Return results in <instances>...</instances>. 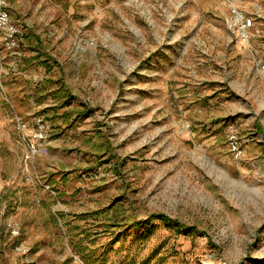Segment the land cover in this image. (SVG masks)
<instances>
[{"label":"rangeland","instance_id":"374dc122","mask_svg":"<svg viewBox=\"0 0 264 264\" xmlns=\"http://www.w3.org/2000/svg\"><path fill=\"white\" fill-rule=\"evenodd\" d=\"M143 13L142 22L137 20L143 24V41L134 40L133 30L123 43L129 56L124 60L128 77L121 87L114 75L119 72L118 59L114 55L107 59L102 53L120 50V43L104 44L98 34L75 44L74 62L93 48L98 56L94 65L98 68L101 63L105 72L93 75L99 83L104 78L106 85L104 89L97 85L93 109L102 135L95 140L66 138L67 154L48 146L47 152H38L43 154L40 166L51 159L63 168L65 175L56 174L54 180L67 189L44 203L37 220L41 225L32 232H25L18 216L33 205L29 200L35 192L26 127L32 124L35 129V118L42 117L49 136L50 119L35 111L16 120L15 80L25 76L0 70V215L5 224L0 233V264H264V203L253 200L247 178L234 179L239 178L237 157L229 148L228 130L231 124L237 126L243 146L238 124L229 122L224 139L208 145L206 153L204 133L188 137L177 126L173 129L168 118L155 121L151 116L155 28L151 11ZM113 31L117 37L121 33L119 26ZM109 67L113 72L106 76ZM142 72L147 105L141 122L135 91L136 75L140 78ZM85 78L86 84L91 81ZM111 83L114 87H108ZM121 88L127 91L128 114L120 131L113 112L118 110ZM67 97L66 101H78L76 94ZM161 110L166 112L164 107ZM19 122H25L24 130L18 128ZM9 214L17 216L7 218ZM11 223L20 228L16 236L9 232ZM17 244H24L26 251L16 250Z\"/></svg>","mask_w":264,"mask_h":264},{"label":"crops","instance_id":"0c3cea01","mask_svg":"<svg viewBox=\"0 0 264 264\" xmlns=\"http://www.w3.org/2000/svg\"><path fill=\"white\" fill-rule=\"evenodd\" d=\"M231 4L253 17L248 40L235 42L224 23ZM7 7L11 20L19 28V45L10 51L0 45V70L11 69L15 75L25 76L15 80L17 94L12 96L15 119L28 118L35 111L46 114L50 132L44 144L53 151L67 154L69 150L64 143L68 137L95 140L102 135L93 109L97 85L100 89L106 85L104 78L99 83L93 75L105 72L101 63L98 68L94 65L97 52L93 48L82 52L79 61L74 62L75 44L96 39L98 34L104 44L120 43V50L105 49L102 53L107 59L113 55L118 59L119 72L115 71L114 75L118 76L121 87L128 77L124 60L129 56L123 43L133 30L137 32L134 40L143 41V24L137 20L141 21L147 9L151 11V24L155 28L152 42L156 45L149 86L151 116L155 121L168 118L173 129L177 126L188 137L204 133L206 153L208 145L224 139L226 125L236 122L245 154L234 158L239 174L234 179L247 178L253 200L264 203V0H8ZM115 26L120 27L118 37L113 31ZM181 41L182 46L177 47ZM112 72L109 67L106 76ZM142 74L140 78L136 75L135 91L139 109L136 111L141 117L147 105ZM86 75L91 79H87V84ZM122 90L118 110L113 112L121 125L120 131L128 114L127 91ZM73 94L78 96V101H66ZM88 97H92L90 102L85 100ZM33 130L32 124L26 127L30 142L34 141ZM28 150L32 156L31 185L35 192L29 200L33 205L21 210L18 216L25 232H32L41 225L37 220L40 209H45L44 203L48 204L67 186L54 180L56 174L65 175L63 168L56 167L51 159L44 160L40 166L43 154ZM54 166L59 169L51 170ZM47 183L52 189L45 187ZM7 201L9 207V197ZM16 216L9 214L7 218ZM4 227L0 215V233Z\"/></svg>","mask_w":264,"mask_h":264},{"label":"built area","instance_id":"2783aa9c","mask_svg":"<svg viewBox=\"0 0 264 264\" xmlns=\"http://www.w3.org/2000/svg\"><path fill=\"white\" fill-rule=\"evenodd\" d=\"M8 0H0V43L3 48L13 50L19 45V28L11 20L10 13L7 7ZM253 17L250 16L244 9L236 4H231L228 12L224 15V23L233 36L235 42L248 40L250 29L253 25ZM36 127L32 132L33 142L29 143L30 151L33 154L38 152H47V145L43 143L48 135V126L42 117H36ZM25 122H19L18 128L24 130ZM229 148L235 157H242L244 148L241 145L237 133V126L231 124L228 130ZM47 189H52L50 184H45ZM11 235H18L20 232L19 226L14 223L9 225ZM16 250L26 251L27 247L24 244H17Z\"/></svg>","mask_w":264,"mask_h":264},{"label":"trees","instance_id":"16d2710c","mask_svg":"<svg viewBox=\"0 0 264 264\" xmlns=\"http://www.w3.org/2000/svg\"><path fill=\"white\" fill-rule=\"evenodd\" d=\"M157 215H158V214H157ZM158 216H161V217H163V218L165 217L164 214H159Z\"/></svg>","mask_w":264,"mask_h":264}]
</instances>
